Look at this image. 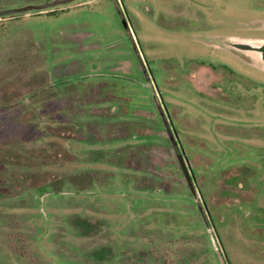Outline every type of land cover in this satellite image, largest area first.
<instances>
[{
    "label": "rangeland",
    "instance_id": "1",
    "mask_svg": "<svg viewBox=\"0 0 264 264\" xmlns=\"http://www.w3.org/2000/svg\"><path fill=\"white\" fill-rule=\"evenodd\" d=\"M59 1L0 0V152L52 177L0 165V264H264V0Z\"/></svg>",
    "mask_w": 264,
    "mask_h": 264
},
{
    "label": "trees",
    "instance_id": "2",
    "mask_svg": "<svg viewBox=\"0 0 264 264\" xmlns=\"http://www.w3.org/2000/svg\"><path fill=\"white\" fill-rule=\"evenodd\" d=\"M2 109L10 110L7 107H1L0 110ZM16 143L18 144V142L13 141H8L7 143L0 142V145H14ZM178 155L184 161L182 155L179 153ZM33 159L35 157L24 147L20 148L19 151L6 149L2 153L0 152V165L6 166L7 169L5 170L6 172H2L4 175L2 177L6 179L5 186L9 188L8 192L13 194L23 193V191L28 189L33 190L38 187L48 186L52 182V177H44V172L41 171L45 167L43 161L36 160V163H34Z\"/></svg>",
    "mask_w": 264,
    "mask_h": 264
},
{
    "label": "water",
    "instance_id": "3",
    "mask_svg": "<svg viewBox=\"0 0 264 264\" xmlns=\"http://www.w3.org/2000/svg\"><path fill=\"white\" fill-rule=\"evenodd\" d=\"M71 1H72V0L59 1V2L46 4V5L39 6V7H35V8H28V10H45V9H48V8H51V7H56V6H60V5L67 4V3L71 2ZM262 51L264 52V48H262ZM263 57H264V55H263ZM179 160H180V162H181V164H182V166H183V170H184V172H185V175H187L188 172H187V170H186L185 165L183 164L184 162L182 161V159H181L180 157H179ZM187 178H188V180H189V182H190V178L188 177V175H187ZM199 210H200V212H201V214H202V216H203V218H204V212H203V210H202V208H201L200 206H199Z\"/></svg>",
    "mask_w": 264,
    "mask_h": 264
},
{
    "label": "flooded vegetation",
    "instance_id": "4",
    "mask_svg": "<svg viewBox=\"0 0 264 264\" xmlns=\"http://www.w3.org/2000/svg\"><path fill=\"white\" fill-rule=\"evenodd\" d=\"M262 48H264V45H263L261 48L258 49V52H260V53L262 54V58H263V60H264V57H263L264 52L262 51Z\"/></svg>",
    "mask_w": 264,
    "mask_h": 264
}]
</instances>
